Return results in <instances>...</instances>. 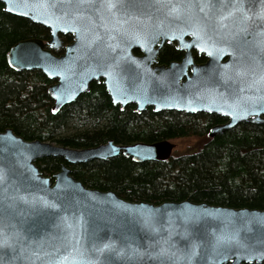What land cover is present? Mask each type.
Wrapping results in <instances>:
<instances>
[{"label": "water", "instance_id": "95a60500", "mask_svg": "<svg viewBox=\"0 0 264 264\" xmlns=\"http://www.w3.org/2000/svg\"><path fill=\"white\" fill-rule=\"evenodd\" d=\"M112 2L0 0L5 12L50 31L46 42L14 44L8 61L16 71L38 70L57 81L48 87L54 114L97 81L121 110L227 119L211 128V138L241 123L264 124V0ZM197 26L206 43L192 34ZM61 34L73 43L65 45ZM166 43L184 53L181 61L158 64ZM60 48L65 53L56 56L52 50ZM194 51L207 61L196 64ZM175 148L168 140H111L75 149L27 141L11 128L0 132V264H264V210L127 201L85 186L67 166L121 154L161 162ZM49 156L66 162L53 176L37 165Z\"/></svg>", "mask_w": 264, "mask_h": 264}, {"label": "trees", "instance_id": "16d2710c", "mask_svg": "<svg viewBox=\"0 0 264 264\" xmlns=\"http://www.w3.org/2000/svg\"><path fill=\"white\" fill-rule=\"evenodd\" d=\"M29 38L46 42L50 31L5 12L0 4V132L11 128L27 141L75 149L111 140L127 145L203 139L197 151L174 154L161 162L137 163L121 154L67 166L85 186L113 191L127 201L159 205L188 200L264 210V124L241 123L211 138V128L223 124L225 118L207 113H155L151 108L137 113L132 105L121 110L113 105L105 86L97 82L91 84L89 92L54 114V101L48 94L52 80L41 71L19 72L9 65L11 47ZM182 56L174 45L166 43L158 59L168 63ZM204 59L196 55L197 62ZM70 127L76 131L67 133ZM65 163L64 158L53 156L37 161L45 176H53Z\"/></svg>", "mask_w": 264, "mask_h": 264}, {"label": "rangeland", "instance_id": "374dc122", "mask_svg": "<svg viewBox=\"0 0 264 264\" xmlns=\"http://www.w3.org/2000/svg\"><path fill=\"white\" fill-rule=\"evenodd\" d=\"M76 130L70 127L68 130H66L67 133H73ZM203 139H197V138H186V139H180L174 142L176 144V148L174 151L175 155H182L185 153H193L199 149L200 143H202Z\"/></svg>", "mask_w": 264, "mask_h": 264}, {"label": "flooded vegetation", "instance_id": "af4514ba", "mask_svg": "<svg viewBox=\"0 0 264 264\" xmlns=\"http://www.w3.org/2000/svg\"><path fill=\"white\" fill-rule=\"evenodd\" d=\"M41 25V24H40ZM43 26V25H42ZM44 27V26H43ZM44 28H46V27H44ZM50 38H51V36H50ZM61 38H63V40H64V44L65 45H69V44H72L73 43V41H74V38H73V36L71 35V34H68V35H63V34H61ZM171 45H174L175 46V43H173V44H171ZM161 51V50H160ZM52 52L56 55V56H61V55H63L64 53H65V49L64 48H60V49H53L52 50ZM138 53H136V51H135V53L136 54H140V52L139 51H137ZM182 54H183V56H184V53L182 52V51H180ZM160 54V53H159ZM194 56H195V63L196 64H202V63H204V62H206L207 61V58H206V56L205 55H200L197 51H194ZM196 55H198V56H203L205 59H204V61L203 62H197L196 61ZM183 56L180 58V60H177V61H181V59L183 58ZM159 57V56H158ZM171 62H173V61H171ZM171 62H168V63H164V62H160L159 61V59H158V64L159 65H169ZM94 82H97V81H94ZM55 83H57V81L56 80H52V84H55ZM98 84H103V82H97ZM104 85V84H103ZM90 87H91V85H90ZM132 106H134V105H132ZM134 109H135V106H134ZM152 109V108H151ZM153 110V109H152ZM154 112V111H153ZM227 122V119H226V121L224 122V123H226Z\"/></svg>", "mask_w": 264, "mask_h": 264}, {"label": "snow or ice", "instance_id": "6c2138e0", "mask_svg": "<svg viewBox=\"0 0 264 264\" xmlns=\"http://www.w3.org/2000/svg\"><path fill=\"white\" fill-rule=\"evenodd\" d=\"M108 7H109V8L115 7V4L112 2V0H108ZM173 10H175V9H173ZM201 10H203V8H202ZM221 19H223V17H221ZM192 34L198 36V38H199L202 42H205V43H206V39H205V35H206V34H205L203 28L197 26L196 30L193 31ZM207 39H211V38H210V37H207ZM201 50L203 51L204 49L202 48ZM219 51H222V49L219 50ZM209 54L211 55L212 53H209ZM262 79H264V77H262ZM262 99H264V97H262ZM45 203H46V206L55 207L54 204H52V205H47V202H45ZM109 247H110L109 244H105V245L103 246V248L98 249V251H103L104 249L109 248ZM62 259H66V257H63Z\"/></svg>", "mask_w": 264, "mask_h": 264}]
</instances>
